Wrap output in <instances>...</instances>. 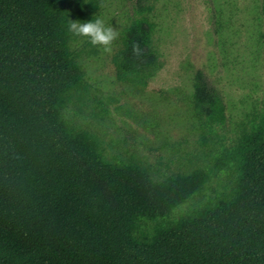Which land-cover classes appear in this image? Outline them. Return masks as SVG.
Listing matches in <instances>:
<instances>
[{"label":"trees","instance_id":"16d2710c","mask_svg":"<svg viewBox=\"0 0 264 264\" xmlns=\"http://www.w3.org/2000/svg\"><path fill=\"white\" fill-rule=\"evenodd\" d=\"M102 6L0 0V264H264V106L225 144L223 100L197 72L199 152L173 170L109 154L84 122L104 123L114 102L84 67L97 48L67 31V19ZM156 28L139 1L112 57L116 81L135 94L162 68ZM260 41L264 55V32Z\"/></svg>","mask_w":264,"mask_h":264},{"label":"rangeland","instance_id":"374dc122","mask_svg":"<svg viewBox=\"0 0 264 264\" xmlns=\"http://www.w3.org/2000/svg\"><path fill=\"white\" fill-rule=\"evenodd\" d=\"M139 1L153 7L162 68L135 94L116 81L112 57ZM261 8V0H103L100 16L121 35L111 53L97 49L84 67L99 98L114 102L104 123L90 117L84 122L104 135L108 153L126 149L149 164L171 161L173 170L180 167V157L199 152L203 131L189 111L197 72L223 100L226 122L216 132L225 144L232 142L239 126L264 106ZM113 143L118 150L110 149Z\"/></svg>","mask_w":264,"mask_h":264},{"label":"clouds","instance_id":"9594fccd","mask_svg":"<svg viewBox=\"0 0 264 264\" xmlns=\"http://www.w3.org/2000/svg\"><path fill=\"white\" fill-rule=\"evenodd\" d=\"M67 31L76 38L75 43L86 41L103 53H111L121 35L116 26L96 14L87 21L67 19Z\"/></svg>","mask_w":264,"mask_h":264}]
</instances>
